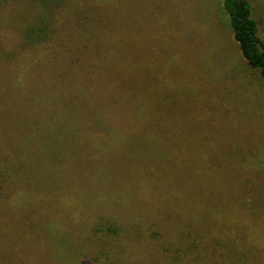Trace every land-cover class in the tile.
Returning <instances> with one entry per match:
<instances>
[{
    "label": "rangeland",
    "instance_id": "374dc122",
    "mask_svg": "<svg viewBox=\"0 0 264 264\" xmlns=\"http://www.w3.org/2000/svg\"><path fill=\"white\" fill-rule=\"evenodd\" d=\"M222 1L0 0V264H264V78Z\"/></svg>",
    "mask_w": 264,
    "mask_h": 264
},
{
    "label": "trees",
    "instance_id": "16d2710c",
    "mask_svg": "<svg viewBox=\"0 0 264 264\" xmlns=\"http://www.w3.org/2000/svg\"><path fill=\"white\" fill-rule=\"evenodd\" d=\"M222 4L239 53L248 66L257 68L264 78V42L257 36V23L251 15L249 3L246 0H223Z\"/></svg>",
    "mask_w": 264,
    "mask_h": 264
}]
</instances>
